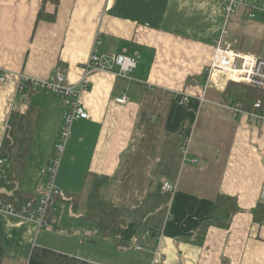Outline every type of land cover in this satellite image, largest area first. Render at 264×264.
<instances>
[{"label": "crops", "instance_id": "crops-1", "mask_svg": "<svg viewBox=\"0 0 264 264\" xmlns=\"http://www.w3.org/2000/svg\"><path fill=\"white\" fill-rule=\"evenodd\" d=\"M228 2L0 0L3 200L32 199L42 188L64 112L55 95L17 93L19 75L45 80L60 69L75 84L98 36L103 54H139L130 79L117 68L88 77V118L73 123L56 176L62 198L42 229L0 214L1 264H264V218L253 216L264 204V118L240 105L236 115L222 101L231 81L217 73L204 80L220 37L264 60V16L250 19L242 6L226 16ZM124 92L128 103L118 105ZM176 94L200 101L186 154L184 137L165 130ZM93 176L108 178L101 196L121 219L143 228L127 248L97 238L82 218ZM220 195L239 212L197 243Z\"/></svg>", "mask_w": 264, "mask_h": 264}, {"label": "built area", "instance_id": "built-area-1", "mask_svg": "<svg viewBox=\"0 0 264 264\" xmlns=\"http://www.w3.org/2000/svg\"><path fill=\"white\" fill-rule=\"evenodd\" d=\"M242 6L247 9L246 17L254 19L258 13L264 16V1L262 0H229L223 7L226 16L234 14ZM222 33L225 34L223 31ZM102 41L100 36L96 37L88 61L83 65L81 79L73 84L70 83L64 70H56L48 79L40 80L25 75L17 78L16 91L22 94L25 91H42L59 97L64 105L61 128L54 145V154L46 169L45 181L37 195L23 203L5 202L0 199V214L15 217L23 221L33 223L38 229L48 225V213L56 203V197L60 194L56 186V176L61 163L66 143L73 123L79 119H87L88 114L81 103V96L88 91L90 83L88 77L97 72H115L116 74L130 79V75L137 68L139 54L128 55L126 51L116 55H106L100 52ZM208 74L217 73L226 80L243 84L264 92V60L241 54L232 49L224 39L220 37L214 42V50L211 62L207 68ZM5 81V76H0V82ZM189 96L184 95L183 101ZM127 94L121 93L114 101L118 105L128 103ZM255 108L260 107L257 101ZM234 114L241 112L239 105H230ZM264 118V114L258 116ZM189 137L184 138L182 151L187 153ZM195 162V161H194ZM3 161L0 160V172ZM164 190L172 191L174 186L163 183ZM264 196V185L262 188ZM144 240V239H142ZM137 250L141 249L140 244H135Z\"/></svg>", "mask_w": 264, "mask_h": 264}, {"label": "trees", "instance_id": "trees-1", "mask_svg": "<svg viewBox=\"0 0 264 264\" xmlns=\"http://www.w3.org/2000/svg\"><path fill=\"white\" fill-rule=\"evenodd\" d=\"M207 74L208 72L205 73L204 80ZM238 84L239 83L233 82L228 83L227 88L221 94L222 101L229 105H240L243 111L246 110L248 112L264 114V92L243 84ZM183 99V94H176L173 97L165 123V130L169 133H178L186 138L190 136L191 128L195 122L200 106V101L192 97H187L186 101H183ZM257 101L260 102L259 108H255L254 106ZM107 180L108 178L105 176H93L85 213L82 218L93 223L95 236L97 238L109 239L113 242L115 247L127 248L132 241H137L136 234L143 230V228L140 225L123 221L120 217L119 210L111 203L102 199L100 189L106 184ZM69 197L70 198H67L73 202L78 200V196L76 195H71ZM60 198H62V196L59 194L56 200ZM0 199L3 200L2 196H0ZM29 200L31 199L19 201L18 199L14 200V198L8 197V199H4L3 201L23 203ZM237 212H239V208L234 198L222 195L218 196L214 202L212 218L203 224L200 229V237L197 243L202 242L206 229L209 226L227 229L230 225L232 216ZM253 216L256 222H263L264 204L259 203L253 209ZM3 257L4 249L0 246V264Z\"/></svg>", "mask_w": 264, "mask_h": 264}, {"label": "rangeland", "instance_id": "rangeland-1", "mask_svg": "<svg viewBox=\"0 0 264 264\" xmlns=\"http://www.w3.org/2000/svg\"><path fill=\"white\" fill-rule=\"evenodd\" d=\"M222 79H224V78H222ZM238 85H241V84H238Z\"/></svg>", "mask_w": 264, "mask_h": 264}, {"label": "water", "instance_id": "water-1", "mask_svg": "<svg viewBox=\"0 0 264 264\" xmlns=\"http://www.w3.org/2000/svg\"><path fill=\"white\" fill-rule=\"evenodd\" d=\"M263 198H264V196H263Z\"/></svg>", "mask_w": 264, "mask_h": 264}, {"label": "bare ground", "instance_id": "bare-ground-1", "mask_svg": "<svg viewBox=\"0 0 264 264\" xmlns=\"http://www.w3.org/2000/svg\"><path fill=\"white\" fill-rule=\"evenodd\" d=\"M214 77V76H213Z\"/></svg>", "mask_w": 264, "mask_h": 264}]
</instances>
